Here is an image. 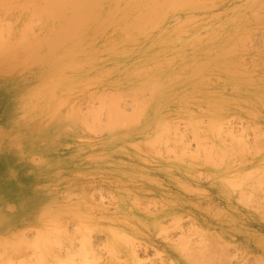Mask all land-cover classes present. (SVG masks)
Instances as JSON below:
<instances>
[{
	"label": "rangeland",
	"instance_id": "rangeland-1",
	"mask_svg": "<svg viewBox=\"0 0 264 264\" xmlns=\"http://www.w3.org/2000/svg\"><path fill=\"white\" fill-rule=\"evenodd\" d=\"M34 1L2 0L5 27L47 5ZM128 1L106 2L95 27L55 54L46 33L62 22L32 25L41 51L21 83L27 101L13 105L11 87L0 95L3 131L4 118L37 114L7 140L14 151L31 142L26 159L0 154V227L34 209L0 233V264L12 246L26 251L23 264H56L65 252L57 264H264V0ZM62 100L70 132L54 138L61 124L46 108ZM120 110L130 121L116 122Z\"/></svg>",
	"mask_w": 264,
	"mask_h": 264
},
{
	"label": "bare ground",
	"instance_id": "bare-ground-1",
	"mask_svg": "<svg viewBox=\"0 0 264 264\" xmlns=\"http://www.w3.org/2000/svg\"><path fill=\"white\" fill-rule=\"evenodd\" d=\"M2 0H0L1 2ZM5 1V0H4ZM8 1V0H7ZM37 1H41V0H35L34 2H37ZM44 2H47V5L44 6V7H41L40 9H35L34 11H29V10H23V13L25 12V18H26V22L25 24L22 23L23 20H20L18 21L13 27H5V16L6 14H4L3 16L0 15V95L1 97H5L7 94H6V89L7 88H12L11 90H13L12 92V97L13 96H18L17 100L16 99H13V105L14 104H19V103H22L25 101H27V97L26 98H23V94H24V87L21 86L22 82H23V79L26 78V75L31 73V69H27L29 64L30 63H34L36 64V57H37V52L38 50L41 51V44L39 41L36 40V37H37V32H34V26H32L33 24H35L37 21H50V20H58L60 22H62L61 25H53L51 28H50V32H47L48 29L46 30V34L48 35V38H49V42L48 44L46 45L45 49L47 51V54L46 55H51V54H55L56 52H58L60 50L61 47H64L65 46V42L66 40L68 41H71L73 42V37L76 36V37H80L81 34H85L87 33L86 31L94 28L95 26H93L92 24L90 23H93L94 21H97L98 19H100V16H99V13L101 10H103V6H106V2H117L118 0H42ZM134 1V0H133ZM169 2V0H166ZM171 1V0H170ZM127 2H132V1H128ZM147 2H151L150 0L147 1ZM163 2V0H162ZM165 2V1H164ZM4 3V2H3ZM12 2H7V4H11ZM6 4V5H7ZM0 6H1V3H0ZM16 6V5H15ZM2 9V7H0V10ZM14 9V7L12 8ZM12 12V11H11ZM14 12V11H13ZM10 13V12H9ZM22 13V14H23ZM28 13H30V15H28ZM37 16V17H36ZM12 17V16H11ZM23 17V16H22ZM19 18V16L17 17ZM16 18V21L18 20ZM22 19V18H21ZM7 21V20H6ZM15 21V22H16ZM14 22V23H15ZM24 22V21H23ZM37 24V23H36ZM36 24H35V27H36ZM49 24V23H48ZM12 25V24H11ZM39 25V24H37ZM45 25V24H44ZM6 26H9V25H6ZM53 31H55V34H50L52 33ZM74 43V42H73ZM56 62V61H55ZM197 62V61H196ZM199 62H197L198 64ZM196 64V63H195ZM238 66V65H237ZM213 68H211L210 70H212ZM208 71V70H207ZM66 86L71 87L72 84L71 83H67ZM150 92H153L152 94L154 95V93L156 94V98L159 100V99H164V95H163V92H165L163 90V88H161L160 86H157L156 85V82L155 80L153 79H148V87ZM139 89V88H138ZM56 93H53V96H55ZM22 96V98H21ZM103 96V95H102ZM104 97L103 100H107L109 98H106ZM195 98V97H193ZM111 99V98H110ZM109 101H112L110 100ZM113 99V98H112ZM153 99V98H152ZM30 108L31 107H35L36 106V101H37V97H35L34 95H31V98H30ZM160 101V100H159ZM19 102V103H18ZM116 104V102H113V104ZM12 105V106H13ZM27 105V104H26ZM55 106L58 108L57 110H60V111H55V109H53L54 107L52 106H49L46 108L47 112L49 113V115L53 118H57L58 119V122L61 124L59 127V129H56V130H49L50 133H47L48 135H51L55 138L58 134V132H62V134L64 133H68L70 132L68 130V127L67 126H62V124H64L65 120L68 119V115H67V112H68V108L65 106V103L64 101L62 100L61 102H59L58 104H55ZM105 106L108 108V106L106 105L105 103ZM102 107V106H101ZM110 107V106H109ZM105 108V107H103ZM102 108V110H103ZM106 108V110H107ZM112 108V107H111ZM111 108H108V109H111ZM142 107H140V111H141V114L139 112L140 115H142V111L143 109H141ZM214 108H218V107H214ZM75 109H78V108H75ZM74 111H77L75 110ZM138 109H135L137 110L136 113L138 112ZM99 110V109H98ZM97 110V111H98ZM112 111L114 110L111 109ZM134 110V111H135ZM62 111H67V112H62ZM121 111V110H120ZM115 111L114 113L115 114H112L114 116H116L115 118L117 119L116 122H118L120 124L121 121H126V120H129L130 119L122 113V111ZM94 113V111H92ZM101 112V111H100ZM221 115H223V110L221 109ZM19 114L23 113V111L21 112H18ZM58 114L60 116H54V114ZM96 113H99V112H96ZM119 113V114H118ZM211 113L212 114H217L218 111L217 109H212L211 110ZM100 116L102 115L101 113H99ZM97 114V115H99ZM26 115H29V117L31 118H36V113H33L30 109H29V112L26 113L24 112L23 114V117H20V118H16V121L13 122L12 124L8 123L7 122V119H3L2 120V123L5 125V128H6V131H3L4 130V127H0V154L2 153L4 158H10V159H13L14 160H17L19 159L20 156L24 157V159H26V154L29 152V147L32 145L31 142L29 143H25V142H22L18 147L17 151H16V148H15V151L13 150V148H9L8 149V141L9 140V136H13V137H18V136H22L24 133V130H10L11 129V126L14 124V123H20L22 122L23 119L21 118H24L26 117ZM63 115V116H62ZM96 115V116H97ZM111 115V116H112ZM220 115V114H219ZM91 116H94L96 117L95 115H91ZM134 117L136 116L133 115ZM138 116V114H137ZM136 116V117H137ZM139 117V116H138ZM219 117V116H217ZM99 118V117H97ZM141 118V117H140ZM93 119V118H92ZM63 120V122H62ZM94 120V119H93ZM120 120V121H118ZM9 121H13V119H10ZM80 121V120H79ZM86 122V121H85ZM94 122V121H93ZM127 122V121H126ZM137 122V121H136ZM215 123L218 122V121H214ZM83 123V120L82 122ZM117 123V124H118ZM130 123V122H129ZM98 124V122H97ZM133 124H136L135 121L133 122ZM141 124V123H140ZM84 125H87V123ZM123 125V124H122ZM121 125V126H122ZM137 125V124H136ZM223 125V124H222ZM102 127V125H100ZM107 126V125H106ZM115 126V125H113ZM119 126V125H118ZM131 127V126H130ZM129 127V128H130ZM134 127V126H133ZM218 125H217V130L220 131V128L218 129ZM103 128V127H102ZM122 129H124V127L122 126L121 127ZM128 128V126H127ZM128 128V129H129ZM227 128V127H226ZM126 129V128H125ZM215 129V128H214ZM223 129V128H222ZM221 129V130H222ZM231 129V128H230ZM233 129V128H232ZM226 130V129H224ZM229 129H227L226 131H228ZM179 130H177L178 132ZM231 131V130H230ZM183 132V131H182ZM224 132V131H223ZM232 132V131H231ZM230 132V133H231ZM234 132V131H233ZM225 133V132H224ZM229 133V131H228ZM229 133V135H230ZM168 134V132H167ZM176 134V132L174 133ZM234 134V133H233ZM65 135V134H64ZM63 135V137H64ZM168 135H171V134H168ZM177 135V134H176ZM181 135V134H180ZM228 135V136H229ZM238 134H235L234 137L231 133V135L228 137L231 139L234 138V140H240L241 141V138L239 136V138H237ZM244 135V134H243ZM116 136V135H114ZM225 136V135H224ZM174 137V136H173ZM180 137V136H179ZM227 137V135H226ZM69 138V136H68ZM71 138V137H70ZM152 138V137H151ZM156 138V137H155ZM155 138L153 137V141H150V142H155ZM62 139V137H61ZM64 139V138H63ZM181 139V138H180ZM179 139V140H180ZM231 139V140H232ZM66 140V139H65ZM155 140V141H154ZM169 140V139H167ZM183 139H181L182 141ZM223 140V139H222ZM229 140V139H228ZM238 140V141H239ZM176 141V140H175ZM230 141V140H229ZM239 141V142H240ZM243 141H245L243 139ZM63 142V141H62ZM178 142V141H177ZM176 142V143H177ZM226 142V141H225ZM238 142V143H239ZM70 143V142H69ZM149 143V142H148ZM224 143V141H223ZM232 143V141H231ZM235 143V141L233 142ZM246 143V142H244ZM248 143V142H247ZM236 144V143H235ZM234 144V145H235ZM228 145V144H227ZM232 145V144H230ZM13 146V145H11ZM50 145H48V147H50ZM240 146V145H239ZM47 147V148H48ZM175 147V146H174ZM226 147V146H225ZM224 147V148H225ZM229 148V145L227 146ZM183 147H181L180 149H182ZM186 148V147H185ZM184 148V149H185ZM238 148V147H237ZM236 148V149H237ZM183 150V149H182ZM227 152V149L225 150ZM223 151V158L224 157V154H226V152ZM240 152V151H239ZM45 155V154H44ZM255 159V158H254ZM49 160V158L47 159ZM53 160H55V157L52 155L51 157V160L50 162L46 163V164H50V166H53L51 164H53ZM250 160V159H249ZM252 161V160H251ZM249 161V162H251ZM248 162V161H247ZM246 163V162H245ZM250 164V163H249ZM241 165H245V164H242ZM251 165V164H250ZM243 168V167H242ZM241 168V169H242ZM240 169V168H239ZM240 169V170H241ZM71 198V195H69L68 199ZM67 199V200H68ZM35 204L38 206V207H35V208H41L40 207V204L35 202ZM65 206V205H64ZM15 207V206H14ZM13 207V208H14ZM13 208L11 210H13ZM58 208V207H57ZM34 208L32 207H29V208H21V209H16L14 211V215L12 216L11 218V221L10 223H8L7 221V225L6 223H3L0 227V233L4 232V230L6 228H11L13 225L15 226L17 224V222L19 223V221L21 222L20 224L23 225L25 224L24 221H25V218H24V215L27 214V212H31ZM59 210V209H57ZM63 212V211H62ZM61 213V212H60ZM62 216V215H61ZM64 217H62L61 219H63ZM17 219H19V221H17ZM60 219V220H61ZM38 221V220H37ZM12 223H14L13 225H11ZM23 223V224H22ZM33 223V222H32ZM58 223V222H57ZM56 223V225H57ZM37 225V224H36ZM55 224L53 226H56ZM19 226V225H18ZM30 226V225H29ZM28 226V227H29ZM60 226V225H59ZM58 226V227H59ZM32 227V226H31ZM38 227V226H37ZM51 227V226H50ZM57 227V229H58ZM30 228V227H29ZM28 228V229H29ZM46 227H44L45 229ZM53 228V227H52ZM51 228V229H52ZM56 228V227H55ZM27 229V230H28ZM55 232H59L60 230L58 229ZM38 230H40L38 228ZM47 231V229H45ZM55 229H53L52 232H54ZM20 231V230H19ZM25 231H26V228H25ZM43 231V229H41V232ZM46 231L44 233H46ZM18 233V231H16ZM27 232V231H26ZM48 234H49V231H47ZM52 232H50V234H52ZM11 233L14 234V232L11 231ZM21 233V232H19ZM24 233V232H22ZM35 233V232H34ZM12 234V235H13ZM47 234V233H46ZM47 234V235H48ZM54 234V233H53ZM52 234V235H53ZM36 235V233H35ZM47 235H42L44 236L45 238L44 239H47L46 236ZM51 235V236H52ZM57 234H54V236L52 237H49V235L47 236L50 240L51 238L53 237H56ZM20 236V235H19ZM18 236V237H19ZM25 236V235H24ZM41 236V238H42ZM1 237V236H0ZM14 237V236H13ZM23 237V235H22ZM26 237V236H25ZM37 236H35L34 238V242H31V244H33V246H36V249L39 247L38 244L39 243H36L38 241H42L40 239V234H39V239L38 240V237L36 238ZM67 237L69 238L70 236L67 235ZM3 237L0 238V242H7V241H4L5 240V237L2 239ZM10 242L12 241V243L14 242V240H9ZM21 241V242H20ZM27 241V240H26ZM46 241V240H45ZM53 241H56V239H54ZM29 242V241H27ZM71 242V241H70ZM16 243V242H14ZM21 245L22 244H25V240H19V242H17ZM44 243L41 242L40 244ZM68 243V242H67ZM70 244V243H69ZM32 246V245H31ZM66 247V246H65ZM16 248V247H15ZM15 248L12 246L11 249H10V260H9V263L8 264H23L26 262V259H27V253L26 251H22L20 253H16V250ZM33 248V247H31ZM68 249V248H67ZM65 251H68V250H65ZM33 252V251H32ZM69 252V251H68ZM72 253V250L70 251ZM34 253V252H33ZM60 253V251H59ZM55 255L57 253H54ZM62 254V253H61ZM65 254V259L67 258L66 256L70 255L73 256L72 254H67L66 255V252L63 253ZM58 255V254H57ZM56 255V256H57ZM31 256V255H30ZM63 256V255H62ZM59 256L55 257L56 259L58 258ZM69 257V256H68ZM69 257V258H70ZM62 259V260H61ZM63 258H61V256L57 259L58 261H63L64 260ZM73 259V258H72ZM71 259V260H72ZM54 259V263L55 261H57ZM67 260V259H66ZM66 260H65V263H66ZM70 260V259H69ZM57 261V262H58ZM56 262V264H57ZM74 263V261H73ZM82 263V262H81Z\"/></svg>",
	"mask_w": 264,
	"mask_h": 264
}]
</instances>
